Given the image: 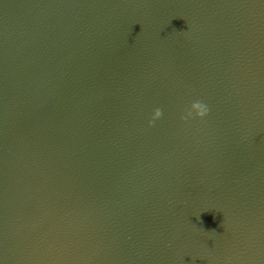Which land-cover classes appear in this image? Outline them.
I'll return each mask as SVG.
<instances>
[{
    "label": "water",
    "instance_id": "95a60500",
    "mask_svg": "<svg viewBox=\"0 0 264 264\" xmlns=\"http://www.w3.org/2000/svg\"><path fill=\"white\" fill-rule=\"evenodd\" d=\"M0 264H264V0H0Z\"/></svg>",
    "mask_w": 264,
    "mask_h": 264
},
{
    "label": "clouds",
    "instance_id": "9594fccd",
    "mask_svg": "<svg viewBox=\"0 0 264 264\" xmlns=\"http://www.w3.org/2000/svg\"><path fill=\"white\" fill-rule=\"evenodd\" d=\"M162 109L156 108L153 110L152 116L149 119V127L153 126L154 122L162 116ZM193 114L197 118H203L208 114V107L200 100L193 101L187 113L181 117L183 120L192 118Z\"/></svg>",
    "mask_w": 264,
    "mask_h": 264
}]
</instances>
